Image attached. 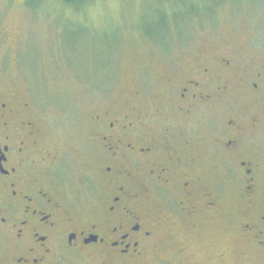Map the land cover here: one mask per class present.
Masks as SVG:
<instances>
[{
	"label": "flooded vegetation",
	"instance_id": "flooded-vegetation-1",
	"mask_svg": "<svg viewBox=\"0 0 264 264\" xmlns=\"http://www.w3.org/2000/svg\"><path fill=\"white\" fill-rule=\"evenodd\" d=\"M222 47L181 58L162 47L154 65L128 70L132 87L92 113L79 145L90 204L61 185L65 141L5 80L0 52V264H59L68 251L100 264H189L203 220L222 216L213 161L237 183L238 233L264 251V62L236 63ZM202 116L211 144L195 132Z\"/></svg>",
	"mask_w": 264,
	"mask_h": 264
},
{
	"label": "rangeland",
	"instance_id": "rangeland-1",
	"mask_svg": "<svg viewBox=\"0 0 264 264\" xmlns=\"http://www.w3.org/2000/svg\"><path fill=\"white\" fill-rule=\"evenodd\" d=\"M1 8L5 80L29 96L65 141L60 179L72 201H93L82 186L80 150L86 146H79L89 118L132 87L128 70L138 61L154 65L160 48L169 45L181 58L223 44L236 63L246 57L264 62V0H1ZM211 120L219 123L220 115ZM194 126L211 144L208 119L202 116ZM257 149L264 195V133ZM210 176L223 195L222 216L203 220L189 264H264V251L238 233L243 207L236 181L218 161L211 162ZM59 264L100 263L68 251Z\"/></svg>",
	"mask_w": 264,
	"mask_h": 264
},
{
	"label": "trees",
	"instance_id": "trees-1",
	"mask_svg": "<svg viewBox=\"0 0 264 264\" xmlns=\"http://www.w3.org/2000/svg\"><path fill=\"white\" fill-rule=\"evenodd\" d=\"M66 1H67V2H71L72 0H66ZM209 11L211 12L212 9L210 8ZM195 14H197V13H191V16H194Z\"/></svg>",
	"mask_w": 264,
	"mask_h": 264
}]
</instances>
